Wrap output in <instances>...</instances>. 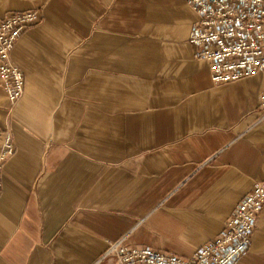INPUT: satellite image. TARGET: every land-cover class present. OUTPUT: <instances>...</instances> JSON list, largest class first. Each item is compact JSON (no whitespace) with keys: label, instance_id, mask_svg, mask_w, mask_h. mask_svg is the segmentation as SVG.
Segmentation results:
<instances>
[{"label":"crops","instance_id":"crops-1","mask_svg":"<svg viewBox=\"0 0 264 264\" xmlns=\"http://www.w3.org/2000/svg\"><path fill=\"white\" fill-rule=\"evenodd\" d=\"M41 21L0 83V264H94L124 240L183 258L264 182V75L216 85L187 0H0ZM1 146V145H0ZM237 264H264V207Z\"/></svg>","mask_w":264,"mask_h":264},{"label":"built area","instance_id":"built-area-1","mask_svg":"<svg viewBox=\"0 0 264 264\" xmlns=\"http://www.w3.org/2000/svg\"><path fill=\"white\" fill-rule=\"evenodd\" d=\"M197 14L188 42L196 60L208 64L214 84L264 75V0H187ZM41 21L37 10L12 12L0 19V83L11 104L24 94L23 72L12 63L20 38ZM264 111V88L258 95ZM0 189L3 164L14 153L5 131L0 141ZM264 207V182L254 184L232 210L224 230L187 258L151 247L135 248L123 239L110 243L94 264H237L249 250L250 238Z\"/></svg>","mask_w":264,"mask_h":264}]
</instances>
